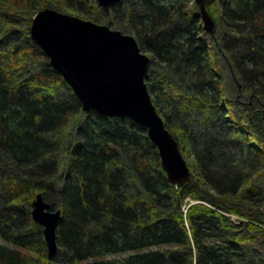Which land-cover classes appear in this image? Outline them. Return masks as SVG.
Wrapping results in <instances>:
<instances>
[{"label":"trees","instance_id":"1","mask_svg":"<svg viewBox=\"0 0 264 264\" xmlns=\"http://www.w3.org/2000/svg\"><path fill=\"white\" fill-rule=\"evenodd\" d=\"M52 8L132 34L192 173L175 186L145 128L84 112L32 41ZM0 0V264H264V0ZM59 210L56 254L31 216Z\"/></svg>","mask_w":264,"mask_h":264},{"label":"water","instance_id":"2","mask_svg":"<svg viewBox=\"0 0 264 264\" xmlns=\"http://www.w3.org/2000/svg\"><path fill=\"white\" fill-rule=\"evenodd\" d=\"M116 1L96 0L104 9ZM211 1L195 3L204 30L213 35L215 22L206 9ZM29 34L68 84L84 112L128 119L145 128L169 182L175 186L191 182L187 161L148 92L145 77L151 58L140 50L135 36L52 8L35 14ZM60 215L59 210H51L41 195L32 202L31 216L43 228L49 258L57 252Z\"/></svg>","mask_w":264,"mask_h":264},{"label":"rangeland","instance_id":"3","mask_svg":"<svg viewBox=\"0 0 264 264\" xmlns=\"http://www.w3.org/2000/svg\"><path fill=\"white\" fill-rule=\"evenodd\" d=\"M74 16V15H73ZM112 29V28H111ZM121 31V30H120ZM123 33V32H122ZM126 34V33H125ZM156 110H157V108H156ZM158 111V110H157ZM159 113V112H158Z\"/></svg>","mask_w":264,"mask_h":264},{"label":"bare ground","instance_id":"4","mask_svg":"<svg viewBox=\"0 0 264 264\" xmlns=\"http://www.w3.org/2000/svg\"><path fill=\"white\" fill-rule=\"evenodd\" d=\"M61 214V213H60Z\"/></svg>","mask_w":264,"mask_h":264}]
</instances>
